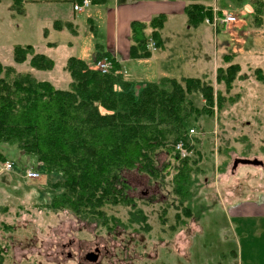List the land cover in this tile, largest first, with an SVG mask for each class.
<instances>
[{"label":"rangeland","instance_id":"obj_1","mask_svg":"<svg viewBox=\"0 0 264 264\" xmlns=\"http://www.w3.org/2000/svg\"><path fill=\"white\" fill-rule=\"evenodd\" d=\"M212 1L218 6L227 2L237 6L231 10L233 13L230 12L237 18L231 27L236 26L233 33L240 44L235 42V36L232 38L222 33L219 27L214 29L204 24L199 29H191L184 22L178 27L181 20L172 18L176 25L174 28L178 27L176 34L180 36H171L169 22L166 26L164 22L161 31L167 33L172 43L179 44L171 43V51L170 47L165 51L156 48L153 55L158 60L151 63L153 69H146L144 62L138 64L136 72L139 78L130 83V86L139 87L147 82H157L161 78L155 74L159 72L157 67H161L164 59H172V68L178 72L167 77H199L211 83L214 98L217 93L224 96L220 110L212 105V115L193 116L187 121V131H194L193 134L187 132L188 137L200 139L197 156L194 144L193 150H187L188 158L197 160L198 169L203 170L199 175L201 186L197 190L199 204L196 214L192 212L190 218L182 216L176 195L171 193L175 172L172 164L175 163L176 167V160L160 154L159 163L166 158L171 162L163 171L161 186L152 184L145 176H138L136 171L126 174L132 186L129 194L147 216L150 230L144 233L117 229L111 234L106 233L96 224L81 221L68 211L50 210L52 196L61 191L51 188L59 177L45 174L15 145L4 147L5 161H11L14 166L5 170V162L0 161V264H264V219L236 218L238 223L258 224L244 228L247 235L244 242L253 243L255 249L248 248V256L240 259L235 233L230 227L236 228L237 222L229 219L230 211L226 213L228 208L239 203L264 202V83L258 82L254 74L256 67L264 73V14L256 16L252 13L254 7L250 5L255 0L206 2ZM37 3V6H32L23 1L20 6L23 12L18 13L20 9L15 11L13 7H17H11V0H0V63L12 66L18 72H30L35 79L48 81L55 88L67 89L71 78L64 66L68 57L83 58L93 68L95 46L108 50L102 41V34L110 31L108 15L102 6L92 4L77 14L76 20L84 23L78 25L76 33H63L61 29L52 28L44 11L38 7L43 2ZM63 3L70 5L69 0ZM238 9L241 10L237 12ZM119 14L120 31L124 28L130 45L131 22L143 21ZM88 17L93 20L92 29L86 22ZM240 25L244 34L237 28ZM75 42L81 45H74ZM15 44H31L36 52L54 61L53 68L42 71L31 68L28 61L14 63L12 46ZM230 50L234 52L232 63L238 64L240 71L232 82L233 87L225 92L222 83H215V69L227 66L222 61V54ZM118 74L125 76L121 70ZM116 89H119L118 85ZM192 97L203 111L208 108L209 103L201 96L195 94ZM237 158L257 159L263 165L239 164L232 169ZM26 168L34 169L40 175L39 179H24ZM202 207L201 217L199 208ZM127 209L117 206L108 212L125 219ZM176 216L183 223L177 222ZM95 249L98 253L94 252ZM89 252L98 254L96 262L85 260V254Z\"/></svg>","mask_w":264,"mask_h":264},{"label":"trees","instance_id":"obj_2","mask_svg":"<svg viewBox=\"0 0 264 264\" xmlns=\"http://www.w3.org/2000/svg\"><path fill=\"white\" fill-rule=\"evenodd\" d=\"M11 1V7L16 6L13 9L18 12L23 0ZM69 1L73 9V4L81 0ZM89 1L90 5L104 2ZM250 6L256 16L264 14V0H255ZM21 12L20 9L18 13ZM213 13L221 16L223 12L196 2L184 7L186 23L191 28L204 19L211 20ZM165 20V15L159 13L148 22H131L130 59L148 58L152 50L163 46L160 30ZM52 28L76 33L71 22L54 21ZM95 47L93 65L106 58L109 71L103 74L83 58L70 56L64 66L71 78L67 89L55 88L48 81L35 79L30 72H18L0 63V161L6 159L3 148L15 145L45 174L59 177L51 185L52 190L61 191L52 196L50 210L68 211L111 234L117 229L144 233L150 230L147 216L129 194L132 186L126 174L136 171L138 176L161 186L163 171L170 166L169 159H174L177 165L172 164L175 172L171 193L176 195L182 216L190 218L199 204L197 190L203 170L198 169L197 160L180 156L175 146L182 142L187 150H193L194 144V153L199 154L200 139L188 137L187 121L193 116L212 115V105L220 110L224 96L217 93L214 98L211 83L193 76H165L157 82L130 86L118 74L120 64L115 57ZM229 52L222 54L227 66L215 69V83H222L225 92L233 87L240 71V66L232 63L234 52ZM12 60L18 64L28 61L31 68L42 71L54 66L51 58L36 52L31 44L13 45ZM254 74L258 82L264 83L261 68L256 67ZM195 94L209 103L205 111L194 103ZM160 154L169 159L159 163ZM117 206L128 208L125 219L110 213ZM199 209L202 217L204 209Z\"/></svg>","mask_w":264,"mask_h":264},{"label":"crops","instance_id":"obj_3","mask_svg":"<svg viewBox=\"0 0 264 264\" xmlns=\"http://www.w3.org/2000/svg\"><path fill=\"white\" fill-rule=\"evenodd\" d=\"M26 1L27 4H30L32 6H37L38 1L43 2V5L38 6L42 11H44V14L46 16V19L53 24L54 21H60V22H71L78 30V25L81 23H84L83 21L76 20V16L78 12H74L72 9V3L70 1V5L65 6L63 5L64 0H23ZM207 0H104L102 4H98L99 6H102V10L106 11L108 15V22L110 24V31H107L106 33H103L102 36V41L104 42V45L113 57L119 62L120 64V70L125 73V76L123 78L127 80L128 82H135L139 78V74L136 72L137 71V65L141 64L144 62L146 65V69H153L151 63L154 62V60H158L156 55H153L155 53V49L152 50L150 57L145 58V59H130L128 56V48H129V35L127 36L126 32L124 31V28H122V31H120L119 28V13H123L128 16V19H131L132 17H138L136 19L141 20L143 22L149 21L152 17L155 15H158L159 13H162L165 15L166 20H165V26L169 22L171 23L172 27V35H178L176 34L177 28L180 26L182 22L186 23V16L184 14V7L192 2L200 3L208 7H212V9L215 10H220L222 12L230 11L233 10L234 8L236 9L237 6H232L230 2H227L224 4V6H218L217 2H206ZM110 2V3H109ZM55 3V4H54ZM109 3L110 7L107 8V4ZM54 4L53 6H51ZM233 4V3H232ZM245 5V4H244ZM44 6V7H43ZM37 8V7H36ZM47 8H50L47 10ZM226 8L228 10H226ZM241 9H238L240 11ZM38 13V11H37ZM233 13V12H232ZM178 18L181 20L179 23L178 27L174 28L176 25L173 22V20ZM91 17L87 18V24L89 25V22H91ZM236 23V22H235ZM233 23V24H235ZM206 23H202L198 25L195 28L191 29H199L201 25L204 26ZM233 24H227L221 29L222 33H227L229 34L232 38H234L235 34L234 28L236 26L231 27ZM240 27H237L238 29H242ZM164 27V25H163ZM214 28V27H212ZM164 29V28H163ZM161 29V30H163ZM217 29V28H214ZM160 30L161 34V39L163 41V46L161 48L157 49H167L168 48L170 51L172 49L171 45V38L167 37V33H164ZM189 30V29H187ZM213 30V29H212ZM95 32V30H93ZM215 31V30H213ZM61 32H68L66 29H62ZM241 33L244 34V29L241 30ZM217 34V32H216ZM170 36V37H171ZM236 38V43H239ZM76 39V38H75ZM53 44L52 42H48ZM173 45L176 44V46L179 44L177 43H172ZM238 44V45H239ZM74 45H81L78 42H75ZM241 47V46H240ZM156 49V50H157ZM241 49V48H240ZM164 50V51H165ZM162 51V52H164ZM95 53V52H94ZM93 53V56H94ZM161 55H164L162 53ZM217 56V55H216ZM216 56L213 57L214 60H216ZM132 62H135L134 64ZM127 65V66H126ZM142 66V65H140ZM143 67V66H142ZM144 68V67H143ZM159 69V72L157 75H161V77H165L166 75L175 72H178L177 70H173L172 68V59H164L161 61V67H157ZM154 71V70H153ZM169 77H173L172 75ZM226 210V209H225ZM229 219L236 220V218L242 219L245 217H259L264 219V202H244V203H239L237 205H234L231 208H228L226 210V213H229ZM225 213V215H226ZM237 222V220H236ZM250 225H258L256 223H245L237 222V227L234 228L232 225L230 227L232 228V232L235 233V239L238 245V253L240 259H243L248 256V248H253L255 249V246L253 243H246L244 240L247 238L246 235V230L244 229L247 226ZM243 242V244H242Z\"/></svg>","mask_w":264,"mask_h":264},{"label":"built area","instance_id":"obj_4","mask_svg":"<svg viewBox=\"0 0 264 264\" xmlns=\"http://www.w3.org/2000/svg\"><path fill=\"white\" fill-rule=\"evenodd\" d=\"M90 5L89 0H81L80 3H74L73 4V10L76 12H80L84 9H86ZM237 21L236 16H234L231 13L228 12H223L221 16H217L216 14L213 13L212 19H204V23L211 25L214 28L220 27V26H225L227 24H233ZM94 67L101 73L105 74L109 71L110 69V62L108 59L104 58L102 60L97 61L94 63ZM193 130L190 129L188 131L189 134H193ZM175 149L178 151L180 156H186L187 155V149L184 147L182 142H178L175 146ZM14 164L11 161H5L3 165V169L5 170H10L12 169ZM23 178L24 179H39V174L32 168H26L23 171Z\"/></svg>","mask_w":264,"mask_h":264},{"label":"water","instance_id":"obj_5","mask_svg":"<svg viewBox=\"0 0 264 264\" xmlns=\"http://www.w3.org/2000/svg\"><path fill=\"white\" fill-rule=\"evenodd\" d=\"M239 164H243V165H253V166H262L263 162L259 161L257 159H247V158H237L234 159L233 163H232V169L236 168L237 165ZM92 258V259H91ZM88 260H92L94 261L95 258L91 257V255L87 256Z\"/></svg>","mask_w":264,"mask_h":264},{"label":"flooded vegetation","instance_id":"obj_6","mask_svg":"<svg viewBox=\"0 0 264 264\" xmlns=\"http://www.w3.org/2000/svg\"><path fill=\"white\" fill-rule=\"evenodd\" d=\"M94 252H97V250L95 249ZM94 252H89V253L85 254V257H84L85 260H86V261H90V262H96V261H97V258H98V256H97V255H98V254H97L98 252H97V253H94ZM67 255H68V257H71V255H70L69 253H68ZM89 255H91V257H94L95 260H94V261H92V260H88V259H87V256H89ZM91 259H92V258H91Z\"/></svg>","mask_w":264,"mask_h":264}]
</instances>
